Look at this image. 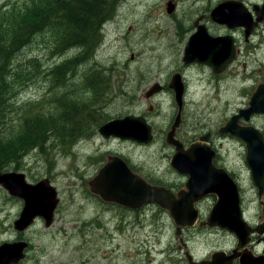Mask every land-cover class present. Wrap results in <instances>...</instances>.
Returning a JSON list of instances; mask_svg holds the SVG:
<instances>
[{
  "label": "rangeland",
  "instance_id": "1",
  "mask_svg": "<svg viewBox=\"0 0 264 264\" xmlns=\"http://www.w3.org/2000/svg\"><path fill=\"white\" fill-rule=\"evenodd\" d=\"M6 1L9 4L14 2L22 4L24 0ZM167 1L122 0L114 11V22L104 27V45L97 50L100 65L90 70L91 73L98 74L100 69L105 67L112 75L114 90L111 98L105 95L103 101L97 104L98 108L102 109L108 103L102 110L109 116L107 120L127 115H142L153 128V140L148 144H140L130 139L112 136L104 138L96 129L94 137L80 140L73 147L71 154L63 155L54 151L41 154L36 149L28 153L22 167L15 171L23 172L30 183L48 177L59 197L53 222L48 227L44 225L41 217H36L33 224L17 232L13 221L19 216L23 202L20 198L10 195L0 185V243L28 242L30 247L27 250L26 264L186 263L182 245L179 246L180 235L175 234L171 218L158 205L150 203L134 211L113 203H104L89 192L87 182L104 163L105 156L108 153H116L134 172L147 180L169 187H179L177 180L179 173L169 165L170 157L174 153L173 147L166 142L167 133L177 116L175 108L172 107V96L169 92L160 91L155 96L146 98L144 91L153 83L151 81L166 84L173 69H181L183 49L188 37L195 31L193 22L197 14H205L200 22L207 24L210 35H232L236 46L239 47L236 60L239 63L244 59L248 60L247 73L244 70L235 72L237 66H233L236 61L233 60L229 65L232 66L229 72L215 81L217 82L215 87H209L207 84L203 86V78L198 75L196 68L187 66L185 69L188 77L186 82L191 88L190 95L185 100L180 117L182 121L173 138L184 148H188L195 141H201L200 138L205 131L214 130L220 121L225 120H220L222 116L245 107L246 101H240L242 97L239 95L243 85L250 84L251 80L246 75L253 79L255 74L261 75L260 73L264 71V21L255 27L246 40L242 27L231 28L233 31L228 32L224 24H219L209 17V10L216 7L220 0H198L196 7L192 8L194 14L191 24L187 26L189 23H184L187 32L182 39L174 38V48L168 53L151 51L146 47L139 48L134 44V40L127 42L116 39L115 34L124 26L125 30L127 28L133 30L130 36L139 35L141 41L156 39L158 28L170 26L167 20L169 14L165 10ZM241 1H244L252 11L254 3L257 4L261 0ZM179 7L181 10H187L181 8L180 0L176 5V11ZM119 20L122 22L121 25L114 26ZM252 42L260 45L253 53L250 52ZM25 51L27 53H24ZM42 54L45 55V52L37 39L17 56V63L31 56L39 59ZM54 61L55 59L45 58L44 63ZM113 61L119 64L111 65ZM121 66L130 68L133 72L137 71L136 68L142 70V83L137 84V78H130V71L124 74L121 70L118 72L115 69ZM96 74L89 77L92 85L98 82L94 80ZM38 86L20 91L17 96L18 102L38 96L42 91ZM226 101L235 104L234 110L223 109L228 103ZM251 118V122L264 124L262 117ZM216 143L220 149L218 153L225 161L223 162L225 168L231 174L239 175L241 180L238 183L242 192L250 193L252 185L249 181V172L245 162L238 156V151L245 152L243 144L237 143L236 148H232L231 142L217 140ZM207 208V205L201 206L202 226L184 228L181 234L184 241L185 238L195 237L196 243L191 249L196 256L209 250L211 253L212 248L230 249L231 246L230 234L221 231L218 225H206L207 219L204 218L207 216Z\"/></svg>",
  "mask_w": 264,
  "mask_h": 264
},
{
  "label": "trees",
  "instance_id": "2",
  "mask_svg": "<svg viewBox=\"0 0 264 264\" xmlns=\"http://www.w3.org/2000/svg\"><path fill=\"white\" fill-rule=\"evenodd\" d=\"M121 1L0 2V171L21 168L33 149L71 154L80 140L94 137L107 121L102 110L108 103L102 109L97 104L105 95L111 98L110 73L100 77L105 88L90 83L84 92L64 80L73 67H81L79 62L91 60L101 44L102 22L112 18ZM37 39L46 57L17 63V56ZM45 58L55 61L45 64ZM70 78L90 82L76 72ZM35 85L41 93L18 102V93Z\"/></svg>",
  "mask_w": 264,
  "mask_h": 264
},
{
  "label": "water",
  "instance_id": "3",
  "mask_svg": "<svg viewBox=\"0 0 264 264\" xmlns=\"http://www.w3.org/2000/svg\"><path fill=\"white\" fill-rule=\"evenodd\" d=\"M226 5L227 3L222 6L214 7L210 13L211 18L216 22H226L229 26L244 24L242 16H232L228 20L223 18L224 9L222 7ZM172 9V4L168 2L167 11L170 12ZM254 10L257 15L256 21L250 25H246V34L249 33L250 29L257 21L264 19V3L261 7L256 6ZM197 22L198 21L194 23L196 31L189 36L184 46L183 61L185 63L196 62L205 64L212 68L215 74H220L226 69L228 63L235 56L233 40L229 36L212 37L208 34L206 28ZM160 88V85L155 83L147 90L146 96L154 94L160 90ZM169 88L174 91L175 101L178 104L176 119L166 137V142L177 148L176 154L171 158L170 165L179 172L189 174V180L185 184L187 190L184 191V189H181L174 193L169 188L147 182L142 176L132 171L127 162L116 154L106 156L103 165L98 169L96 174L88 180V189L104 202L114 203L131 209H138L148 203H155L169 214L176 225V234H179L181 232V226H191L197 219L195 209L192 206L187 209L184 204L187 200V204L193 202L197 199L198 194L207 193L209 191L207 182L210 181V179L208 178V174L200 176L199 173L196 172V166L192 164L194 155L196 159L198 158L196 148L199 144L192 143L185 153L181 149L182 144L173 138L175 130L179 126L181 116L183 96L181 75L175 73L172 76ZM263 89L264 84L259 85L253 99L258 101L259 94ZM254 107L255 106L251 103L250 109ZM259 107L258 109L264 110V105ZM238 117L237 115L233 116L228 121L226 130L229 131L231 129L236 131V133L238 132L244 139H252L247 132V128L234 126V122ZM251 130L253 136H255L254 130L252 128ZM98 132L105 138L113 136L121 139H131L139 143H149L152 139L151 127L141 115H127L122 118L111 119L102 124L98 128ZM255 139H258V137L256 136ZM260 154L262 155V165L264 163L263 150L258 145L251 146L250 144L248 150L249 164L256 165L255 159ZM197 166H200V164H197ZM258 175L260 182H264L263 168ZM0 185H2L10 195L23 200V207L19 216L13 221L16 230L22 231L26 229L33 223L35 217L38 216L44 220L46 227L51 225L59 198L49 178L45 177L36 183H30L26 180L23 172L0 171ZM226 201L231 205H236L237 203L233 197ZM224 207L225 204L218 199L215 210L207 218L206 225H219L222 228L233 231L236 224L240 222V219L239 217L233 218L227 216L224 213ZM24 246L25 242L22 241L12 243L5 242L0 247V264L16 263L23 257L22 249Z\"/></svg>",
  "mask_w": 264,
  "mask_h": 264
},
{
  "label": "flooded vegetation",
  "instance_id": "4",
  "mask_svg": "<svg viewBox=\"0 0 264 264\" xmlns=\"http://www.w3.org/2000/svg\"><path fill=\"white\" fill-rule=\"evenodd\" d=\"M199 1L197 0V2L195 1L196 2L195 3V2H192L191 0H180L181 8H187V10H181L179 7V9L175 13L171 14L169 16V18L167 19L170 23V26L165 27V28H158L156 39H149L148 41H143V39H142V41H141L139 35L134 34V35L130 36L132 34L133 30L129 29V28H127L125 30L124 29L125 26L121 28L120 32L115 34L116 39L117 40H123V41L126 40L127 42L130 40H134L135 41L134 44L137 45L139 48L146 47L147 49H149L151 51H162V52L168 53L174 48V45H175L174 38L182 39L183 36L185 35V33L187 32V30H186L187 26H189L193 20V14H194L193 10L194 9H192V8L196 7V5L198 4ZM224 1H228V0H222V1L220 0L216 4L218 5ZM239 1H241V0H239ZM263 1L264 0H261L257 4L254 3V5L252 6V11H251V9H249L248 5L244 1H242V3H244V5L247 8V13H244L243 8H241V7H239V9L236 7L232 8V9H233L235 14H242L246 17L252 16V18L255 19L254 6H260L263 3ZM203 16H205V14L200 13V14H197L196 18H200V20H201L203 18ZM113 22L114 21L111 20L108 25L112 24ZM121 23L122 22L119 20V21L115 22L114 26H120ZM184 23H189V24L187 26H185ZM226 29L228 30V32L233 31V29H231L227 26H226ZM243 33L245 34L244 28H243ZM251 33L247 34V35L245 34L246 40H248ZM230 36H232V35H230ZM104 37H105V34H104ZM234 45L236 47V52H237L236 58H237L239 55V47L236 46L235 41H234ZM258 47H260V45L258 43L252 42L250 52L253 53ZM236 58L234 60H236ZM98 59L99 58L96 57V58L88 60V61L86 60V61L79 62V65L81 67H79V68L73 67L72 70H70L69 76H66L65 77L66 80H64V81L65 82L70 81V83L72 85H74L76 88H78L80 90H83V92H84L85 86H88L89 88L92 86V85H90V82H80V80H78V79H76V81H74L73 78H70L67 80V78L72 76V74L76 72V75H81V74L86 75V79L89 80L90 75L95 74V73H91L90 70L92 68L96 69L100 65ZM100 59H102V58H100ZM114 64H119V63L117 61H113L111 63V65H114ZM186 66H189V65H186ZM233 66H237L235 71L244 70V72L247 73V71H248V60L244 59L241 61V63H239L236 60L233 64ZM231 67H229L226 72H229ZM115 69L118 72H119V70H121L122 71L121 73H124V74H128V71H130L129 77L130 78H137V84L142 83V79H143V78H141V76H143V74L141 73L142 70L139 71V69L136 68L137 71L133 72L130 68H127L125 66L116 67ZM101 72H102V74H101ZM108 72L110 73L109 69L103 67L98 72V76L94 77L95 81H97L99 78L98 83H101L102 88H105V85H104L103 79L100 77L103 74L108 73ZM184 72H185V70H184ZM224 74L219 75V78H215V75L210 73L211 77L214 79H220ZM260 74L261 75L255 74L253 76V79L250 76L246 75V77H249L251 80L250 84L248 86L243 85L241 92H240V95H239L240 97H242L240 101H246L245 108L249 106L250 100L254 97L255 93L258 90L259 85L261 84V82L264 81V71L261 72ZM262 91L259 94L258 103L264 105V92H262ZM226 102H228V103H226L223 106V109L227 110L229 108H232V110H234L235 104L229 103L230 101H226ZM229 115L222 116L220 118V120H224V119L225 120L223 122L219 120L220 122L214 130H212V131L207 130L203 133L202 136L205 137L207 143L210 142L211 144H214V139L217 137L220 138L221 136H225L224 139H227L229 141H232V142L235 141V138L233 136L229 135L228 133H221L219 131L220 127L222 126V123H224L227 120L226 118ZM252 116L253 117L259 116V117H262L264 120V112L258 113V114H252ZM252 116H250L248 122H245L244 120H242V118H240V119L238 118L237 122L240 125L252 124V125L256 126L257 128H259V130H261V132L264 134V130H262V128L264 127V124L259 125L257 123L251 122ZM151 130L153 132L152 126H151ZM153 135H154V132H153ZM173 151H174V148H173ZM213 151L215 153L214 163L219 166V163L217 162L219 155L217 154L216 150L213 149ZM220 166L223 167L222 164H220ZM175 171L177 173H179V175L177 176V180H178V184L180 186L177 188H175V187H170V188H172L174 191H177V190L183 189L185 187V183L189 180L190 176L188 174L180 173L177 170H175ZM196 172H198V168H196ZM229 174L234 178V174H231V173H229ZM255 180L256 179L251 180L252 191L250 193L246 192V194H244L242 192L241 188L238 186L237 195H236V197H237L236 205H231L227 201L225 203L224 213L227 216H231L233 218L239 217V219H240V222L237 223V225L234 227V230L232 232H228L224 229H221V231H223L224 233L230 234L232 236L230 249L227 247H220L219 249L213 250V248H212L211 253H209L210 252V250H209L206 253H203L201 255L196 256L191 249V247H193L196 243L195 237L192 239L191 238H185V241H184V237H182L181 234H182L183 229L187 228V227H181V233L178 234V235H180L179 246L182 245L183 254H184L185 260H186L185 264H250V263H256V262H257L256 264H264V182L261 185H256ZM257 180L260 181L259 179H257ZM166 187H168V186H166ZM216 201H217V196L215 194H208L207 196H205L204 199H203V194H198L197 199H195L193 202H190L189 204H187V202H188V200H187L186 203L184 204V206L187 209H189L190 206L195 207L198 210L199 215L201 216L202 215L201 206L207 205L208 206V208L206 210L207 216L204 218V219H207L211 215V213L215 210ZM200 216H199L198 221H201ZM195 226H199L197 222L194 225L189 226V227H195ZM214 227H217V226H214ZM206 228H212V227L206 226ZM16 231L21 232L18 230H16ZM4 243L5 242H1L0 247ZM29 247H30V245L28 243L27 247H25L23 250L24 256L19 260L18 264H26L25 261L27 260V250H29ZM155 258H156V256H155Z\"/></svg>",
  "mask_w": 264,
  "mask_h": 264
},
{
  "label": "bare ground",
  "instance_id": "5",
  "mask_svg": "<svg viewBox=\"0 0 264 264\" xmlns=\"http://www.w3.org/2000/svg\"><path fill=\"white\" fill-rule=\"evenodd\" d=\"M114 19H115V14L112 16L111 19H108V20L102 22V23H103V24L101 25V35H102V38H101V41H100L101 44L99 45V47H100V46L103 47V45H104V39H105V37H104V27H105L106 25H108L109 22H110L111 20L114 21ZM97 49H99V48H97ZM97 49L95 50V52H94V54H93V56H92L91 59H94V58L97 57ZM65 56H66V55H65ZM93 66H94V65H93ZM101 74H102V72H101ZM103 75H104V74H103ZM88 96H89V95H88Z\"/></svg>",
  "mask_w": 264,
  "mask_h": 264
}]
</instances>
